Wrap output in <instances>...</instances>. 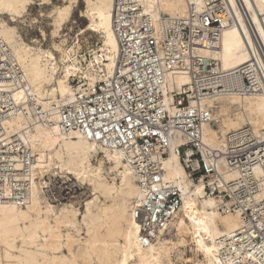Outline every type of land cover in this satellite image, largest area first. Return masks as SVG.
<instances>
[{"label":"bare ground","instance_id":"obj_1","mask_svg":"<svg viewBox=\"0 0 264 264\" xmlns=\"http://www.w3.org/2000/svg\"><path fill=\"white\" fill-rule=\"evenodd\" d=\"M139 1L156 23L162 16L183 18L191 12L201 13L207 0ZM240 1L264 42V0ZM113 2L0 0V60L8 58L19 64L30 94L45 107L62 99L74 101L77 88L72 80H79L80 88L84 82L94 86L102 79V71H113L119 50ZM230 2L242 29L225 28L216 49L199 52L217 65L214 88H227L216 90L202 103L212 111V120L203 126V140L213 148H223L233 136L246 133L264 139V93L238 90L243 85L238 75L244 67L248 69V42L252 40L238 0ZM34 9L39 16L31 14ZM76 11L86 20L77 29ZM27 16L43 41L24 36L22 21ZM40 17L49 20V38L40 26ZM87 32L96 36L95 45L90 44ZM189 83L186 75L167 78L165 103L172 100L171 92ZM0 88L15 106L30 99L18 90V82ZM52 122L30 127L29 120L18 114L2 121L5 135L20 134L35 158L27 166L30 175L24 205L3 198L11 194L9 184L0 188V264H263L260 250L242 233L243 215L222 212L219 199L207 195L204 184L190 178L178 144L163 160L162 181L144 189L119 150L80 131L64 134L56 115ZM15 164L20 169L26 162L18 159ZM218 169L226 180L242 176L240 169H230L223 162ZM249 175L260 186L256 197L263 198L264 166H254ZM55 177L89 186L91 199L83 207L50 201L46 192Z\"/></svg>","mask_w":264,"mask_h":264},{"label":"built area","instance_id":"obj_2","mask_svg":"<svg viewBox=\"0 0 264 264\" xmlns=\"http://www.w3.org/2000/svg\"><path fill=\"white\" fill-rule=\"evenodd\" d=\"M238 2L252 40L248 42V69L244 67L238 75L243 82L238 90L264 93V42L253 29L242 2ZM112 13L119 47L113 71H102V79L94 86L84 82L80 88L79 80H72L77 88L74 101L62 99L45 107L30 94L19 64L8 58L0 60V86L18 82V90L30 97L27 107L25 103L15 106L0 88V188L9 184L11 193L3 198H14L21 205L27 202V166L35 158L20 134L5 135L2 121L12 115L24 116L30 127L50 125L56 115L64 134L80 131L107 148L119 150L144 189L162 181L163 160L178 144L190 178L203 183L207 195L219 199L222 212L243 215L246 224L242 233L260 250L264 264V197H256L260 186L249 175L254 166H264V139L246 133L233 136L223 148L210 147L203 140V126L212 120V111L202 103L216 90L227 88H214L217 65L199 52L216 49L225 28L242 29L234 6L230 0H207L201 13L191 12L183 18L162 16L155 23L139 0H114ZM178 75L188 76L190 83L171 92L172 100L167 104L166 80ZM18 159L26 162L20 169L15 164ZM220 162L230 169H240L242 176L226 180L218 169ZM59 188L53 184L47 189L50 201H67L71 197L69 189Z\"/></svg>","mask_w":264,"mask_h":264},{"label":"rangeland","instance_id":"obj_3","mask_svg":"<svg viewBox=\"0 0 264 264\" xmlns=\"http://www.w3.org/2000/svg\"><path fill=\"white\" fill-rule=\"evenodd\" d=\"M80 8H83L82 1L80 3ZM37 11L38 10L34 9L33 11H31V14H33L34 16H39ZM44 11H48V9H45ZM40 19H41L40 26L47 32L48 38H49L50 29H51L50 25H49V20H47L46 18H41V17H40ZM75 21L77 22V24L74 25V27L76 29L79 26L83 27L86 24V20L79 17L78 11H76ZM22 25L24 27L23 28V34L27 39L31 40V39H37L38 38L39 40L43 41L41 33L39 32V29H36V28L33 29L31 27L32 22H31V18H29V16H27L25 19H23ZM68 32L71 34L73 33L72 31H68ZM86 36L89 38V42L91 45L96 44L97 38L94 34H90L87 32ZM49 41H48V44L50 43ZM85 46H84V49L86 48ZM53 184H56L57 188L58 187H60L62 189L67 188L70 190L71 197L67 201H59V202H73L77 207H83L85 205L86 201L90 200L92 197V192L90 190V187L85 186V185H81L77 181H75L74 179H72V180L66 179L65 180V179H61L60 177H55L51 181V185H53ZM59 202H54V203H59Z\"/></svg>","mask_w":264,"mask_h":264}]
</instances>
